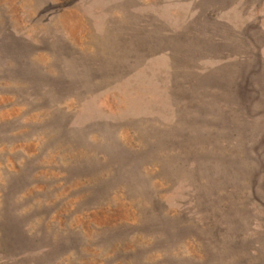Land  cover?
<instances>
[{
	"label": "rangeland",
	"instance_id": "1",
	"mask_svg": "<svg viewBox=\"0 0 264 264\" xmlns=\"http://www.w3.org/2000/svg\"><path fill=\"white\" fill-rule=\"evenodd\" d=\"M0 264H264V0H0Z\"/></svg>",
	"mask_w": 264,
	"mask_h": 264
}]
</instances>
